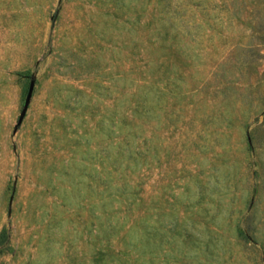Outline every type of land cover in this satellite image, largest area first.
I'll return each mask as SVG.
<instances>
[{
    "label": "rangeland",
    "instance_id": "374dc122",
    "mask_svg": "<svg viewBox=\"0 0 264 264\" xmlns=\"http://www.w3.org/2000/svg\"><path fill=\"white\" fill-rule=\"evenodd\" d=\"M0 264H264V0H0Z\"/></svg>",
    "mask_w": 264,
    "mask_h": 264
},
{
    "label": "water",
    "instance_id": "95a60500",
    "mask_svg": "<svg viewBox=\"0 0 264 264\" xmlns=\"http://www.w3.org/2000/svg\"><path fill=\"white\" fill-rule=\"evenodd\" d=\"M31 91H32V84L29 86V89H28V93L26 96V103L28 102V100L30 98ZM20 120H21V118H19L18 122H20Z\"/></svg>",
    "mask_w": 264,
    "mask_h": 264
}]
</instances>
